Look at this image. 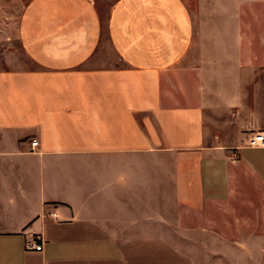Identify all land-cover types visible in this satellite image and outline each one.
Masks as SVG:
<instances>
[{
  "label": "crops",
  "instance_id": "1",
  "mask_svg": "<svg viewBox=\"0 0 264 264\" xmlns=\"http://www.w3.org/2000/svg\"><path fill=\"white\" fill-rule=\"evenodd\" d=\"M260 130L264 0H0V264H264Z\"/></svg>",
  "mask_w": 264,
  "mask_h": 264
},
{
  "label": "built area",
  "instance_id": "2",
  "mask_svg": "<svg viewBox=\"0 0 264 264\" xmlns=\"http://www.w3.org/2000/svg\"><path fill=\"white\" fill-rule=\"evenodd\" d=\"M38 141L35 140L32 144V147L34 148L36 145H38ZM249 146L254 148H264V130H260L252 135V137L249 140ZM25 247L27 251H43L44 250V239L41 234H37L31 237H28L25 242Z\"/></svg>",
  "mask_w": 264,
  "mask_h": 264
}]
</instances>
